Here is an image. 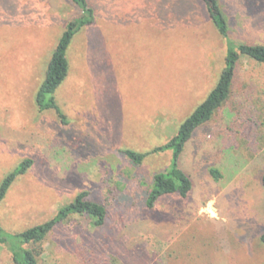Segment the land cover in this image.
<instances>
[{
	"label": "rangeland",
	"instance_id": "obj_1",
	"mask_svg": "<svg viewBox=\"0 0 264 264\" xmlns=\"http://www.w3.org/2000/svg\"><path fill=\"white\" fill-rule=\"evenodd\" d=\"M219 1L234 41L264 44V0ZM88 2L95 23L74 38L56 92L63 124L36 96L82 12L73 0H0V184L34 160L1 204L0 224L23 232L87 191L107 208L106 225L73 216L39 249L40 264H264V64L242 58L230 100L188 144L189 197L150 210L146 191L171 152L136 166L118 151L171 140L217 85L227 44L202 0ZM0 264H15L4 246Z\"/></svg>",
	"mask_w": 264,
	"mask_h": 264
},
{
	"label": "trees",
	"instance_id": "obj_2",
	"mask_svg": "<svg viewBox=\"0 0 264 264\" xmlns=\"http://www.w3.org/2000/svg\"><path fill=\"white\" fill-rule=\"evenodd\" d=\"M73 2L80 9L82 15L67 23L36 96L38 110L42 113L56 112L63 124H67L68 121L57 103L56 92L69 76L68 51L76 35L95 23V11L88 0H73ZM202 2L208 9L211 21L227 44L225 67L217 85L166 144L146 153L130 149L118 151L136 166H142L149 156L171 152L170 165L154 175L152 185L146 191L145 204L150 210H153L166 197L174 195L183 199L189 197L193 191L194 183L182 168V159L188 144L195 133L211 122L215 114L230 100L242 58L245 57L264 64V44L234 41L231 38L229 20L221 2L219 0H202ZM33 166L34 160L26 159L15 171L4 178L0 184V206L17 178L25 175ZM211 175L217 181L222 178L221 172L215 168L211 169ZM261 180L264 186V174ZM77 215L88 216L97 228H103L107 223L108 211L104 205H100L90 198V192L83 191L72 203L61 208L52 219L44 224L20 233H10L0 224V246L8 249L15 264H40L39 249L54 232ZM260 241L264 244V232L260 236Z\"/></svg>",
	"mask_w": 264,
	"mask_h": 264
},
{
	"label": "crops",
	"instance_id": "obj_3",
	"mask_svg": "<svg viewBox=\"0 0 264 264\" xmlns=\"http://www.w3.org/2000/svg\"><path fill=\"white\" fill-rule=\"evenodd\" d=\"M133 25V24H132Z\"/></svg>",
	"mask_w": 264,
	"mask_h": 264
}]
</instances>
